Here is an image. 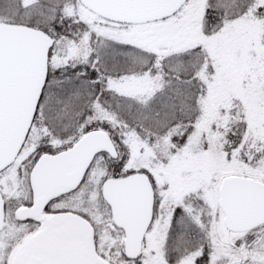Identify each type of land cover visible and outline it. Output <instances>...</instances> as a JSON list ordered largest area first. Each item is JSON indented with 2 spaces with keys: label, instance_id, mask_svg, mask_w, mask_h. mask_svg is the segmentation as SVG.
Listing matches in <instances>:
<instances>
[{
  "label": "snow or ice",
  "instance_id": "obj_1",
  "mask_svg": "<svg viewBox=\"0 0 264 264\" xmlns=\"http://www.w3.org/2000/svg\"><path fill=\"white\" fill-rule=\"evenodd\" d=\"M0 264H264V0H0Z\"/></svg>",
  "mask_w": 264,
  "mask_h": 264
}]
</instances>
